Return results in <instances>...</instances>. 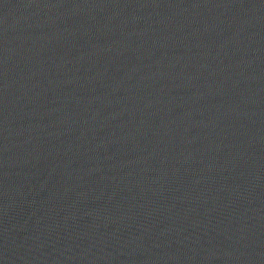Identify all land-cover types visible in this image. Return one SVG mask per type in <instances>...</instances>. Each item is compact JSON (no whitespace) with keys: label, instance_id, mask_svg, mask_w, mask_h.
<instances>
[{"label":"water","instance_id":"water-1","mask_svg":"<svg viewBox=\"0 0 264 264\" xmlns=\"http://www.w3.org/2000/svg\"><path fill=\"white\" fill-rule=\"evenodd\" d=\"M0 264H264V0H0Z\"/></svg>","mask_w":264,"mask_h":264}]
</instances>
